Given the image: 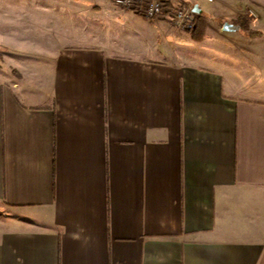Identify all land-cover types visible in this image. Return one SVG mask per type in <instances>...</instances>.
Wrapping results in <instances>:
<instances>
[{
  "label": "crops",
  "instance_id": "crops-1",
  "mask_svg": "<svg viewBox=\"0 0 264 264\" xmlns=\"http://www.w3.org/2000/svg\"><path fill=\"white\" fill-rule=\"evenodd\" d=\"M183 1L245 37L225 72L112 0H0V264H264V0Z\"/></svg>",
  "mask_w": 264,
  "mask_h": 264
},
{
  "label": "rangeland",
  "instance_id": "rangeland-1",
  "mask_svg": "<svg viewBox=\"0 0 264 264\" xmlns=\"http://www.w3.org/2000/svg\"><path fill=\"white\" fill-rule=\"evenodd\" d=\"M193 2V0H189ZM200 7L203 11L210 13L213 11H216L218 9V1H208V0H198ZM243 6H245L243 4ZM250 8L253 12H255V7L253 5H250ZM138 19V25L136 28H132L133 30H136L135 32H143L144 25H149V34L152 36L154 33L155 39L158 40L154 45L157 47L154 49L153 52L156 56L161 58H166L170 60H185V61H191L196 62V64H200L207 67L212 66H219V70L222 72L226 71V67H228V60H227V50H228V43L229 42H235L237 45L241 44L243 45L246 41L245 37L239 36L241 34L237 32H231V31H225L222 36L216 35L213 32H210L208 28V24H212V17L205 16L203 17V27H200V34H202V37L200 40L192 38L191 34L188 32L189 25L192 21L189 23L187 28H181L183 30H186V33L182 34V36H179L178 34L174 33L175 31H180L178 26H176L173 22V25H170L168 22L158 21V20H152L148 18H143L142 16H136ZM194 17H196L194 15ZM158 24V25H157ZM166 24L170 25L169 28H166ZM153 25V26H152ZM154 26L157 27L154 30ZM158 27L160 30H158ZM178 27V28H177ZM138 29V30H137ZM172 30V31H171ZM182 30V31H183ZM203 32V33H202ZM180 33V32H179ZM148 34V33H147ZM186 36H183L185 35ZM239 34V35H238ZM264 36V35H263ZM182 38V39H180ZM193 55V56H192ZM195 55V56H194ZM1 56V55H0ZM190 56L196 57L195 59H189ZM202 56V58H201ZM212 59H218V62L209 61L206 58ZM224 67L221 68L220 67ZM234 66V65H233ZM231 66V68H233ZM242 66V65H240Z\"/></svg>",
  "mask_w": 264,
  "mask_h": 264
},
{
  "label": "built area",
  "instance_id": "built-area-1",
  "mask_svg": "<svg viewBox=\"0 0 264 264\" xmlns=\"http://www.w3.org/2000/svg\"><path fill=\"white\" fill-rule=\"evenodd\" d=\"M117 6L135 9L148 19H170L176 26L187 28L195 15L192 5L183 0H112Z\"/></svg>",
  "mask_w": 264,
  "mask_h": 264
},
{
  "label": "trees",
  "instance_id": "trees-1",
  "mask_svg": "<svg viewBox=\"0 0 264 264\" xmlns=\"http://www.w3.org/2000/svg\"><path fill=\"white\" fill-rule=\"evenodd\" d=\"M194 20L191 22L188 28V32L191 34L192 38L200 40L202 34H200V27H203V16L200 13H195ZM246 28V27H245ZM203 33V32H202Z\"/></svg>",
  "mask_w": 264,
  "mask_h": 264
},
{
  "label": "water",
  "instance_id": "water-1",
  "mask_svg": "<svg viewBox=\"0 0 264 264\" xmlns=\"http://www.w3.org/2000/svg\"><path fill=\"white\" fill-rule=\"evenodd\" d=\"M194 11L197 12V7H194ZM228 28H229V26L227 25V23H225L224 29H228Z\"/></svg>",
  "mask_w": 264,
  "mask_h": 264
}]
</instances>
